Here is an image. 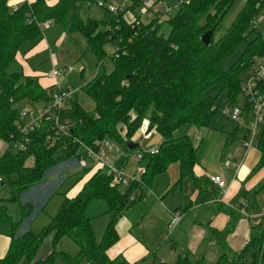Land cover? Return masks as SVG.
Listing matches in <instances>:
<instances>
[{"label":"trees","instance_id":"1","mask_svg":"<svg viewBox=\"0 0 264 264\" xmlns=\"http://www.w3.org/2000/svg\"><path fill=\"white\" fill-rule=\"evenodd\" d=\"M86 1L90 0H56L49 5L45 0H34L12 12L7 0H0V139L6 144L0 156V177L9 190L8 201L19 203L22 214L21 221L13 222L5 206L0 204V219L12 228L0 264H54L57 258L65 264H129L121 256L109 257L108 250L119 240L116 229L119 219L144 197L143 192L140 199L139 196L131 199L134 189L140 185L149 188L155 176L173 164L179 166V182L190 178L199 190L206 186L208 179L194 171L196 148L188 137H178L176 133L185 125L208 127L217 112L208 89L220 85L233 102L240 94L241 73L264 55V39L253 26L264 12V0H247L232 26L216 41L213 33L220 28L235 0H185L177 4L173 16L139 24L128 22L122 16H111L109 22L83 20L80 12ZM202 19H205L203 24ZM49 20L61 25L71 36L80 35L84 53L96 57V75L83 87L95 108L92 112L85 111L74 95L67 113L63 114L72 124L70 136L51 142L53 134L49 124L43 123L30 133V142L21 150L24 139L17 130L20 114L15 105L23 100L49 102L54 84L44 87L39 76L7 73V68L16 59L21 45L37 40L42 32L39 25ZM164 25L168 26L167 35L161 32ZM209 30L212 41L206 47L201 37ZM243 42L246 46L239 60L229 71L222 70V62ZM107 43L115 48L113 69L109 73L103 68ZM143 122L145 135L155 132L161 142L155 153L141 155L139 163L145 169L141 183H131L120 191L111 184L105 170L89 165L79 170L83 176L76 182L84 181L81 190L72 198L64 196L57 214L39 235L31 231L17 234L32 212L29 203L21 204L22 195L41 183L51 169L70 158L84 156L74 140L91 144L95 140L110 139L126 145L132 142V136L142 128ZM120 125L126 130L125 137L117 129ZM232 140L227 138L226 144ZM256 148L260 159L254 172L264 167V125ZM136 151L139 150L129 152ZM29 159L32 163L28 165ZM94 199L106 202L110 216L100 244L95 240L91 219L84 214ZM230 229L227 227L225 234ZM224 232L219 235L224 237ZM64 238L78 247L77 256L71 257L57 249ZM263 249L264 229L254 230L240 251L226 247L213 264H264ZM153 264L168 263L155 256ZM171 264L207 263L187 250Z\"/></svg>","mask_w":264,"mask_h":264},{"label":"rangeland","instance_id":"2","mask_svg":"<svg viewBox=\"0 0 264 264\" xmlns=\"http://www.w3.org/2000/svg\"><path fill=\"white\" fill-rule=\"evenodd\" d=\"M53 1L54 0H47V2ZM91 1L92 0L86 1L82 5L80 14L83 20L92 18L109 22L111 15L106 13L104 10L99 9L95 5L94 0L92 2ZM246 1L247 0H235L227 14L224 16L220 28L213 33L214 41L218 40L224 32L232 26ZM90 2L91 4H89ZM173 4L172 0H167V6L171 9L169 13L164 16L165 18L173 16L177 12V5L173 8ZM140 11L141 10L139 8H136L133 12H128L125 15V18L127 21H132L135 17H140V20L143 23H147L153 19L147 15H141ZM257 20H260L258 32L264 39V12L258 16ZM204 22L205 19H202L201 23L203 24ZM41 30L42 32L37 40L27 41L21 45L17 58L9 65L7 73H34L41 78L44 85H49L52 84V82L53 84L55 82L53 79L49 78V74L53 68H55L61 71V75L57 79L59 86L61 88H70L74 90L77 103L85 111L92 112L95 108L94 102L83 91V87L96 75V57L90 53H84V40L80 35L71 36L67 34L59 24L49 26L44 25ZM168 31L167 25H164L161 29V32L164 35H167ZM250 39L251 37L248 40ZM245 46V42L241 43L237 49L222 62V70L229 71L232 66L236 64L244 51ZM104 50L106 58L103 61V68L106 73H109L113 69L112 57L115 52V48L111 43H107L104 46ZM246 74L247 71L241 73V83ZM207 93L215 100L217 105V112L211 119L209 126L196 127L192 125H185L178 129L176 135L178 137H188L193 146L196 148L197 166L194 170L195 172L198 171V169H201L206 173H218L221 174V177L223 176V178H226V181H229L231 174L234 173V169L226 168L224 166L226 159L223 158V155L226 150L228 151V154H232L233 158L230 160L232 163H234L237 159H241L245 155V151H241L239 154H236V151L241 145V139L243 136L250 133V129L248 122L245 123L242 119L233 121L224 114V111L231 110L232 107L236 105L243 106L244 99L239 94L233 102H230L228 99V93L217 84L211 86ZM15 107L18 109L19 114L25 113L26 111L33 112L32 115L27 114L23 119L21 117L22 123H28L30 119L36 115L37 111L41 107V104L23 100L16 103ZM117 129L121 133V136L125 137L126 130L124 128L122 129L121 125L118 126ZM227 138H233L234 141L228 142V147L226 148ZM258 140L259 135L255 138V144L258 143ZM111 141H113L126 156L128 155L124 144H120L114 140ZM131 141L139 144V152L146 153L156 150L161 142V139L155 132L145 135V124L143 122L142 128H140L136 134L132 136ZM5 146V142L0 139V152L5 148ZM111 154L113 156H117L115 151ZM256 157L259 158L260 153L257 149H253L248 154L243 169H250L253 166L251 163ZM72 160L74 159L70 158L67 162H74ZM31 163L32 159H29L27 164L29 165ZM69 167L70 166H63L62 164L58 165L46 173L45 178L41 183L34 185L28 192H25L27 194L29 193L25 202L32 206V212L30 216L22 222L17 234H24L27 231H31L33 234L39 235L42 230L48 226L51 218L57 214L65 194L69 192L75 182L83 176L79 173L80 169L77 167H74L75 171L72 172L69 170H63L69 169ZM137 167L138 164L133 156H129L124 164L126 174L132 175L137 171ZM90 175H92V173ZM86 177L88 178L89 176H85V178ZM49 179L51 180L44 185L43 182H46ZM178 180L179 166L178 164H173L166 172L155 176L150 189L140 185L134 189L131 195V199L132 197L136 198V196H139L140 199V194H143L145 191L144 197L141 200H138L134 206L126 212V216L132 220L134 224L139 225L133 228L132 234L134 237L139 235V237H141V242L145 244V247H147L150 252H152L151 255L146 257V259L139 264H153V252L154 248L159 246V237L167 236L165 226L168 219L169 221L171 219V214H173L170 213L171 211H174L176 208H182L187 202L199 205L202 201L204 202L211 199V191L199 196V191L190 178H184L181 182ZM2 182L3 180L0 182V199L3 201H1L0 204L5 206L7 214L13 222H19L22 220L20 204L8 201L9 190L7 185L1 187ZM177 183L178 185H176ZM114 186L119 187L120 191L125 190L124 186ZM263 186L264 180L254 189L255 191L260 190L256 198L259 206L264 205ZM41 188L43 191L40 190ZM24 195L21 197V204H24L22 202ZM213 196V199L218 202L224 200L223 195L220 193L213 194ZM243 198L246 200L247 197L244 195ZM225 202L226 200L224 203ZM218 205L219 204L212 203L213 214L214 210L218 209ZM174 213H178V211ZM84 214L86 218L91 219L95 240L97 244H100L110 222L106 202L98 199L91 200L88 203ZM192 215L193 214H189V216ZM207 216L208 214L205 212L203 215H200L199 219L204 220ZM242 219L243 218L238 217L235 218V221H242ZM139 221L142 223L137 224ZM247 223L250 225L249 221H247ZM11 229L10 223L3 222L0 219V256H4L7 250ZM119 229L120 233L123 235L126 231V225L120 223ZM237 230L242 229L238 227ZM224 231L225 230H223V232ZM210 232L217 236L220 243L223 240V250L225 251L226 248H224V246L226 245L224 239L226 235L231 232V229L226 234L224 232V237L219 235L222 231L210 230ZM231 243L234 244V241ZM171 248L172 247L169 242L165 245L161 244L158 248V255L164 257L168 256V258L172 257L175 261L177 256L182 251L178 247L175 252H172ZM57 249L71 257H75L78 254V247L68 238L62 239L58 244ZM207 259V262L213 261L211 253L208 255ZM54 264H65V262L61 258H57ZM81 264L87 263L82 262Z\"/></svg>","mask_w":264,"mask_h":264},{"label":"built area","instance_id":"3","mask_svg":"<svg viewBox=\"0 0 264 264\" xmlns=\"http://www.w3.org/2000/svg\"><path fill=\"white\" fill-rule=\"evenodd\" d=\"M185 0H176V4L183 2ZM30 4L28 0H7L8 8L14 12L19 9V7L24 4ZM95 5L104 10L106 13L113 17L122 16L125 20V15L128 12H133L134 9L139 8L141 15H147L153 19L158 18L163 19L167 15L171 8L167 6V0H94ZM139 18V19H137ZM139 24L141 22L140 17H135L132 21ZM52 20L46 21L39 25L42 28L44 25H53ZM260 20L255 21L253 26L258 28ZM61 71L53 68L49 74V78L53 79L54 85L50 92V101L47 103H42L40 109L37 111L36 115L33 116L28 123H22V119L27 115H32V111H26L20 114V123L17 126V130L22 135L24 143L20 144V149L25 148V143H29V135L35 128L40 124H49V129L52 134L50 136L51 142L55 138L69 137L71 134L72 124L69 119L63 118V114L67 113L68 105L71 99L75 95V91L70 88H61L57 83V79L60 77ZM240 95L244 99L243 106H233L231 110H225L224 114L228 116L233 121H238L242 119L245 123H249L250 133L246 136V139L242 143L241 149L247 151L253 147H256L255 138L257 135H261L262 128L264 125V55L257 57L247 71L246 76L243 77L242 83L240 84ZM248 107V110L245 109ZM12 138V136H11ZM73 142L78 143L82 149L83 157L74 159L72 163L78 169L87 168L89 165L94 167L102 168L106 171L107 175L111 178V184L120 185L127 188L131 183H141V179L145 173L144 167L139 163L142 153L139 151L130 153L127 150V156L122 152L119 147L114 144L110 139L95 140L91 144H85L83 142H78L74 140ZM54 143H52L53 145ZM10 148V144L7 145ZM116 152L117 156H113L111 153ZM157 151H151L146 153H155ZM129 156H133L138 164L137 171L132 175H127L124 170V164ZM244 156L238 163H232V155L226 156L225 167H235L236 169L241 165ZM71 162V161H69ZM68 162L62 163L63 166ZM208 179L212 184H214L218 189L223 191L225 194L226 182L221 176H208ZM2 178L0 177V182ZM2 184V183H1ZM133 199V197H132ZM239 212L247 216V204L242 202L240 204ZM179 213H173L171 219L168 223V231L171 232L180 221ZM264 257V249H263Z\"/></svg>","mask_w":264,"mask_h":264},{"label":"crops","instance_id":"4","mask_svg":"<svg viewBox=\"0 0 264 264\" xmlns=\"http://www.w3.org/2000/svg\"><path fill=\"white\" fill-rule=\"evenodd\" d=\"M33 1L34 0H28L29 3H32ZM45 1L47 4L52 5L55 3L56 0H54L53 2H47V0ZM172 1L174 3L172 7L174 8L177 5L176 0H172ZM23 74L28 76H38L37 74L34 73L32 74L28 72H23ZM40 83L44 87L47 86L43 84L41 79H40ZM233 141L234 140H232V142ZM242 143H243V139H241V145L236 151V154H239L241 151H245L241 149ZM227 147L228 144H226V148ZM5 148L0 152V156L3 154ZM253 149H257V148L253 147L245 151L243 161L237 169L235 167H226V168H233L234 173L231 174V178L229 181H226V178H223L222 176V178L225 180L227 184L225 188L226 191L225 194L223 193V191L218 189L214 184H212L208 179V176H213V175L221 176V174L206 173L204 170L201 169H198V171H196L197 175H204V177L208 179L206 186L203 187L201 190H199L196 187L199 191V196H201L204 193H209V191H211L210 192L211 199L204 202L202 201L201 204L199 205L198 204L194 205L191 202H187L185 206H183L182 208L180 209L176 208L174 211H171L170 213H174L178 211L181 217L180 221L177 224V226L171 232H169L167 228L169 222L168 219V222L166 223L165 226L167 236L159 237L160 238L158 240L159 246L161 244L165 245L167 242H169L172 247L171 248L172 252H175L176 249L179 247L180 250L182 251L180 252L179 255L184 254V252L188 250L196 258L203 259L207 264H213L217 260V258L224 252V250H223V246L218 241L217 236L212 234L210 230L223 231L227 227H231V232L228 235H226L224 239L226 245L224 246V248L227 247L233 251H240L248 242L250 235L254 230L256 231L259 229H264V205L259 206L257 204L256 198L260 190H256V191L254 190L255 187L264 180V167L258 171L255 172L253 171L260 157L259 158L256 157L252 161L251 164L253 166L250 169L249 168L245 170L243 169L248 154ZM229 154L228 151L226 150L223 155V158L226 159V156H228ZM241 159H237L234 162V164L238 163ZM65 166L67 167L70 166V167L69 169H63V170H69L71 172L75 171L74 163L68 162L65 164ZM50 180L51 179H49L46 182H43L44 185H46V183L49 182ZM83 183L84 181L75 182V184L70 189V191L67 192L65 195L69 198L74 197L81 190ZM151 185L148 189L151 188ZM176 185H178V183ZM40 190L43 191L42 188ZM216 193L222 194L224 200L218 202L217 200L213 199L214 197L213 194ZM24 194H23L24 197L22 199V202L24 204H27L25 200L28 198L29 193L28 194L24 193ZM244 195L247 197L246 200H244L243 198ZM225 200L226 202L224 203ZM242 202L247 204V214H248L247 216H244L239 212L240 204ZM212 203L219 204L218 209L214 210V214L212 213ZM126 212L119 219L116 227L119 235V240L113 247H111V249L108 250V256L111 258H116L117 256H121L129 264H139L140 262L144 261L146 257L151 255L152 252H150V250L147 247H145V244L141 242L140 240L141 237H139V235L134 237V235L132 234L133 228L139 225L134 224L132 220H130L126 216ZM205 212L206 214H208L207 218L205 217L204 220L199 219L200 215H203V213ZM189 214H193V215L189 216ZM238 217L243 218L242 221H237V220L235 221V218ZM246 220L250 222L251 227ZM120 223L126 225V231L123 235L120 233V229H119ZM140 223L142 222L139 221L137 224ZM238 227H240L242 230H237ZM233 241L234 244L231 243ZM159 246L154 248L153 257L155 258V256H158L163 262H166L168 264L173 263L174 258L172 257L168 258V256L164 257L158 255ZM210 253L212 254L213 261L207 262L208 261L207 257ZM2 257L3 256L1 255L0 259Z\"/></svg>","mask_w":264,"mask_h":264},{"label":"water","instance_id":"5","mask_svg":"<svg viewBox=\"0 0 264 264\" xmlns=\"http://www.w3.org/2000/svg\"><path fill=\"white\" fill-rule=\"evenodd\" d=\"M201 41L202 43L206 46V47H210L211 46V41H212V31H207L206 33H204L201 37ZM243 141L246 139V136H243ZM126 149L129 151H133L138 149L139 144L138 143H133V142H129L125 145ZM1 187H3V184H1Z\"/></svg>","mask_w":264,"mask_h":264}]
</instances>
